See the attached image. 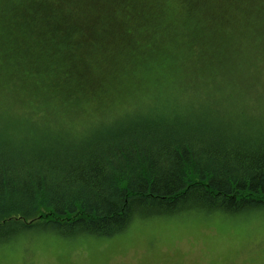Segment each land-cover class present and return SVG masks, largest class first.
I'll list each match as a JSON object with an SVG mask.
<instances>
[{
  "label": "trees",
  "instance_id": "trees-1",
  "mask_svg": "<svg viewBox=\"0 0 264 264\" xmlns=\"http://www.w3.org/2000/svg\"><path fill=\"white\" fill-rule=\"evenodd\" d=\"M229 1L237 3L0 0V62L12 79L22 71L23 86L46 79L43 97L50 104L23 109L22 91L2 82L0 244L40 231L113 237L136 220L191 212L264 211V88L249 87L251 78L241 84L244 65H264L260 23L247 32L248 42L261 33L254 45L260 53L230 57L206 89L196 79L177 78L173 87L148 86L128 106L110 110L104 98L99 105L105 80L95 114L78 125L69 112L80 107L85 78L79 67L97 45H120L117 55L110 47L105 55L113 61L110 83L129 81L140 65H172L180 42L188 56L202 42L232 37L228 25L237 19L225 6ZM5 87L11 94L4 96Z\"/></svg>",
  "mask_w": 264,
  "mask_h": 264
},
{
  "label": "rangeland",
  "instance_id": "rangeland-1",
  "mask_svg": "<svg viewBox=\"0 0 264 264\" xmlns=\"http://www.w3.org/2000/svg\"><path fill=\"white\" fill-rule=\"evenodd\" d=\"M236 1V4H230V1L229 5L225 4L237 19L228 25L234 29L232 37L220 36L218 42L212 45L202 42L188 56L190 50L186 52L185 43L180 42L178 56L172 65L164 63V68L161 63H157V68L151 65L149 70H138L140 65L136 67V75L129 81L116 83L115 80L113 85L110 83L109 76L114 73L109 71L108 66L113 61L105 55L108 47L117 55L120 45L111 42L106 48L97 45L95 51L87 52L85 61L79 67L80 72L83 71L81 78H85L80 107L75 112L69 111L75 123L79 125L90 118L91 114H95L96 100L99 98L96 91L105 80L108 91H102L99 105L104 98L108 109L117 110L128 106L136 91L143 93L148 86L155 84H159L158 88L161 89L170 88L175 86L174 80L177 78L182 81L196 79L199 86L206 89L213 81H217L218 77L214 80L213 74L220 71L221 64L226 62L224 65L227 68L230 57L235 58L239 53H248L245 57L260 53L254 45L260 42L261 33L258 39L253 36L250 42L248 33L252 32H249V27L253 22L260 23L264 29V17L261 16L264 0ZM204 49L207 52L201 51L204 53L201 55L199 50ZM118 58L114 56L112 59L116 62ZM33 70L38 69L35 66ZM243 71L245 74L236 72L246 75V80L241 82L243 86L251 78L249 87L264 88V65H255L251 69H246L244 65ZM21 72L17 78L12 79L14 74H10L9 67L0 62V89L4 82L9 87L12 85L16 91H22L28 99L23 109H50V104L43 97L46 93L43 80L46 79L32 78L34 82L32 79L27 80L23 86L19 80ZM253 76L258 80H253ZM251 83L255 85L250 86ZM3 91L4 96L11 94L7 87ZM56 112L60 115L67 113L60 107ZM0 264H264V211L236 216H206L191 212L136 220L125 232L113 237L87 235L71 238L52 232L30 233L0 244Z\"/></svg>",
  "mask_w": 264,
  "mask_h": 264
}]
</instances>
